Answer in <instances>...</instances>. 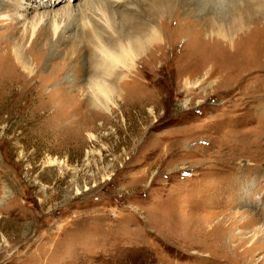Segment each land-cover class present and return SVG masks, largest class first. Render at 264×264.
<instances>
[{
  "label": "rangeland",
  "instance_id": "rangeland-1",
  "mask_svg": "<svg viewBox=\"0 0 264 264\" xmlns=\"http://www.w3.org/2000/svg\"><path fill=\"white\" fill-rule=\"evenodd\" d=\"M82 1L0 0V264H264V21Z\"/></svg>",
  "mask_w": 264,
  "mask_h": 264
},
{
  "label": "bare ground",
  "instance_id": "bare-ground-1",
  "mask_svg": "<svg viewBox=\"0 0 264 264\" xmlns=\"http://www.w3.org/2000/svg\"><path fill=\"white\" fill-rule=\"evenodd\" d=\"M215 1L217 2V4L212 5V6L216 7V9H215L216 14L215 15H217V14H219L221 12V9L225 8V7H223V4L221 3L222 0H215ZM259 1L260 0H249L246 4L244 3L245 5H243L242 8H237L235 10L236 14L233 17V20L230 22L231 25H234L233 28H235V30H238V29L242 28L243 26H245L246 22H244V21H247L249 18H251V19L257 18V19H260V20L262 19L261 21H264V13L262 11H257L258 13L256 12V10H258L260 8V6L258 5L256 7L254 5V3L256 4V2H259ZM82 2H83V5H82V7H83V6L91 5L94 2V0H83ZM260 4H262V3H260ZM261 6H263V5H261ZM61 8H62V6H61ZM66 8H68V6ZM249 9H251V10H249ZM259 10H262V9H259ZM61 12H63V11H61ZM59 14L60 13L58 11H55V10H54V13L50 14L51 15L50 16V19H51L50 27H51V30H52V38L55 35V33L57 32V30L59 29V23H58V19H59L58 15ZM1 17H3V16H1ZM6 17H7L6 14H4V20H6ZM45 17L47 18L48 16H45L44 14L41 15V16L37 15V16L32 17L31 20L24 21V22H25V24H27V26H30V29L35 30L36 26H38L41 22H43ZM243 17H246V19H244L242 21ZM216 19H218V17ZM235 19H236V21H235ZM240 21L243 22V26H242V24L240 25V23H241ZM210 24H211V21H210ZM211 26H213V25H211ZM211 33L215 35L214 37H212V39L218 40V41H222V42H224L226 40V38L228 37L227 34L218 33L217 31L213 32V30L211 31ZM138 54H139L138 51L136 50L135 46L132 45L131 42H129V44L127 46H125V45L124 46H120V48L118 50V53L116 51H115V54H112V53L108 52V56L113 58V59H115L117 62H119L122 65L124 70H129L131 68H134L136 60L139 58ZM12 57H13V60L15 61V63L19 64L22 69H27L29 71V67L26 64H23V63H21L19 61L18 53H17L16 49L13 50ZM103 70H105V69H103ZM89 83L93 87H95L98 90V92L103 93V95H105L106 91L110 88V86L106 85L103 77L102 78H91ZM194 83H196L198 85L199 81L197 82V80H196L195 82H192L193 86H195ZM189 100H190L189 98H186L184 100V102H183V106L188 104ZM99 103L100 102L97 101L96 99L92 100V106L95 107V108L101 106ZM259 246L261 247V245H259ZM250 248H252V247H247L246 249H250ZM246 249H243V250H246ZM258 261H264V255H262L258 259Z\"/></svg>",
  "mask_w": 264,
  "mask_h": 264
}]
</instances>
